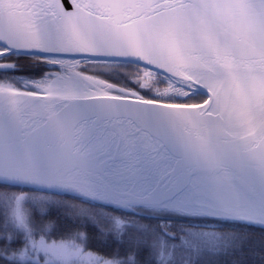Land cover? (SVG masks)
Segmentation results:
<instances>
[{"label": "snow or ice", "instance_id": "snow-or-ice-1", "mask_svg": "<svg viewBox=\"0 0 264 264\" xmlns=\"http://www.w3.org/2000/svg\"><path fill=\"white\" fill-rule=\"evenodd\" d=\"M0 264H264V0H0Z\"/></svg>", "mask_w": 264, "mask_h": 264}]
</instances>
